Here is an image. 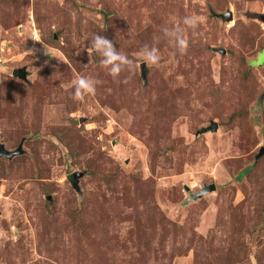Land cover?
I'll return each instance as SVG.
<instances>
[{"label": "rangeland", "instance_id": "rangeland-1", "mask_svg": "<svg viewBox=\"0 0 264 264\" xmlns=\"http://www.w3.org/2000/svg\"><path fill=\"white\" fill-rule=\"evenodd\" d=\"M263 17L264 0H0V142L25 151L0 158V264H264ZM96 34L131 68L113 78ZM81 77L96 91L77 101Z\"/></svg>", "mask_w": 264, "mask_h": 264}, {"label": "clouds", "instance_id": "clouds-1", "mask_svg": "<svg viewBox=\"0 0 264 264\" xmlns=\"http://www.w3.org/2000/svg\"><path fill=\"white\" fill-rule=\"evenodd\" d=\"M185 23L190 26L196 27L198 20L194 16L185 17ZM179 45L182 52L187 49L188 42L184 39H180ZM90 49L94 50L96 54L102 57L101 65L106 68L109 74L116 78L124 70L125 67L131 68L133 61L130 60L122 52L118 51L114 46L113 42L108 38L96 34L90 42ZM91 55V51L89 52ZM142 59L146 63L158 64L160 61V56L157 51L153 49L151 52H147L142 56ZM97 81L87 77H81L73 81L74 93L73 99L77 101H82L86 95L94 94L96 91Z\"/></svg>", "mask_w": 264, "mask_h": 264}, {"label": "water", "instance_id": "water-1", "mask_svg": "<svg viewBox=\"0 0 264 264\" xmlns=\"http://www.w3.org/2000/svg\"><path fill=\"white\" fill-rule=\"evenodd\" d=\"M214 15L218 18L223 19L224 21L231 22L234 20V15L232 11H228L226 14H214ZM263 21H264V17H263ZM142 75L144 79L147 78V66L145 63L142 65ZM23 78L27 79V73L23 74ZM218 129H219V124L216 122H212L209 127L204 128L199 134L208 133L210 131L217 132ZM24 152L25 151L23 149V145H20V147L16 151H10L6 148V146L3 143L0 142V158L7 157L9 159H13L18 155L24 154ZM215 190H216V185L214 184L210 186H206L204 189H202L201 193L194 198L195 199L202 198L206 194L213 192Z\"/></svg>", "mask_w": 264, "mask_h": 264}]
</instances>
